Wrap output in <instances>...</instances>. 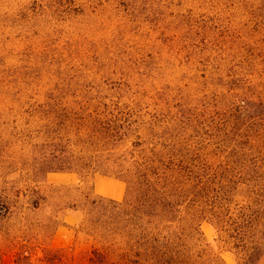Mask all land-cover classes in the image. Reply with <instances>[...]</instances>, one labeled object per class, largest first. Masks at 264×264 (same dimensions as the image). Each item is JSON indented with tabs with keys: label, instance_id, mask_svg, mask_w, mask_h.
<instances>
[{
	"label": "rangeland",
	"instance_id": "obj_1",
	"mask_svg": "<svg viewBox=\"0 0 264 264\" xmlns=\"http://www.w3.org/2000/svg\"><path fill=\"white\" fill-rule=\"evenodd\" d=\"M239 33L249 55L264 47V0H0V264H91L93 252L110 264L124 246L115 199L96 180L123 199L125 182L101 165L44 170L48 89L72 95L75 109L87 99L102 119L104 103L146 109L156 89L193 86V51ZM201 228L236 264L213 225Z\"/></svg>",
	"mask_w": 264,
	"mask_h": 264
},
{
	"label": "trees",
	"instance_id": "obj_2",
	"mask_svg": "<svg viewBox=\"0 0 264 264\" xmlns=\"http://www.w3.org/2000/svg\"><path fill=\"white\" fill-rule=\"evenodd\" d=\"M242 39L193 51V86L156 89L146 109L104 103L102 119L97 106L84 110L87 99L75 109L70 94L43 95L44 170L101 165L126 183L124 199L111 201L124 246L110 264H227L203 221L236 264L264 256V47L249 55ZM107 258L93 252L91 264Z\"/></svg>",
	"mask_w": 264,
	"mask_h": 264
},
{
	"label": "crops",
	"instance_id": "obj_3",
	"mask_svg": "<svg viewBox=\"0 0 264 264\" xmlns=\"http://www.w3.org/2000/svg\"><path fill=\"white\" fill-rule=\"evenodd\" d=\"M105 182V179L103 178H99L96 180V189L97 191L102 194V195H109L111 196L112 198H114L115 200H122L123 198V194H121L120 196V192L119 191H115L114 189L111 188H106L104 187L103 183ZM99 188V189H98ZM114 194H117V195H114Z\"/></svg>",
	"mask_w": 264,
	"mask_h": 264
}]
</instances>
